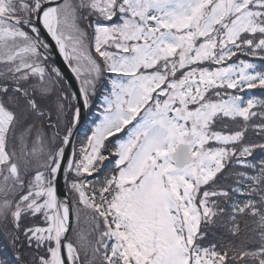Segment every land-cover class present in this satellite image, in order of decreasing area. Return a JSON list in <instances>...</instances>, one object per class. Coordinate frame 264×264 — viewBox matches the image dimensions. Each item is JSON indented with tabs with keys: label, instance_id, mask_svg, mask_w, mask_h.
I'll use <instances>...</instances> for the list:
<instances>
[{
	"label": "snow or ice",
	"instance_id": "snow-or-ice-1",
	"mask_svg": "<svg viewBox=\"0 0 264 264\" xmlns=\"http://www.w3.org/2000/svg\"><path fill=\"white\" fill-rule=\"evenodd\" d=\"M0 264H264V0H0Z\"/></svg>",
	"mask_w": 264,
	"mask_h": 264
}]
</instances>
